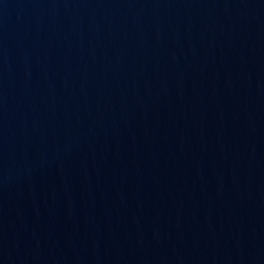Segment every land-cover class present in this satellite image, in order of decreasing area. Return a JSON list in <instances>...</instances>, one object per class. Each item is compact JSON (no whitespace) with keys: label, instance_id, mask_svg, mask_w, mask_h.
<instances>
[{"label":"water","instance_id":"water-1","mask_svg":"<svg viewBox=\"0 0 264 264\" xmlns=\"http://www.w3.org/2000/svg\"><path fill=\"white\" fill-rule=\"evenodd\" d=\"M0 264H264V0H0Z\"/></svg>","mask_w":264,"mask_h":264}]
</instances>
